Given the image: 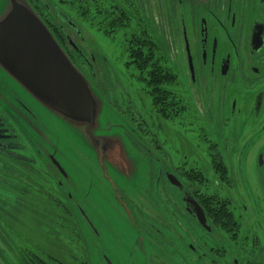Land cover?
I'll list each match as a JSON object with an SVG mask.
<instances>
[{"label": "flooded vegetation", "instance_id": "1", "mask_svg": "<svg viewBox=\"0 0 264 264\" xmlns=\"http://www.w3.org/2000/svg\"><path fill=\"white\" fill-rule=\"evenodd\" d=\"M28 2L47 23L62 27L70 46L83 57L91 69H95L96 60L92 55L94 63L91 64L87 53L76 42L85 40L87 35L76 20L94 25L95 30L111 38L116 37L118 31L130 30L129 38L133 36L142 38L145 42H152L159 68L163 73L167 71L170 77V82L162 83L163 110L157 115L161 122L180 123L186 126V130H190L188 125L193 122L189 118L193 115L198 118L197 111L193 110L189 100L181 94L179 88L184 85L175 71V66L169 64L171 56L172 62L181 65L186 85L197 87L202 94L204 113L209 121L214 122V131L221 132L217 134L219 138L225 141L220 129L232 118L244 117L255 123L256 136L262 138V146L257 150V154L255 143L252 151H243L232 146L227 155L225 146L213 141L211 137L208 138L206 130L205 137L211 141L208 154L215 176V182L211 184L203 170L189 164L186 159L178 161L177 164L171 161L172 157L162 149L145 118L131 110L133 101L128 100L131 103L128 112L133 125L132 131L136 132V138L132 135L129 137H132L137 149L147 159L150 168L149 188L144 196L147 205L132 202L128 204L129 218L140 234L139 248L146 254L148 263L229 264L232 260L235 264H252L253 262L247 260L248 256L243 254L245 249L248 248L251 252L259 250L257 254H263L264 249L258 236L249 237L242 234L241 214L248 209L243 202L247 200L244 190L239 196L242 203L238 206L234 205L232 199L223 196L220 190L236 185L240 190L237 180L241 179L243 166L246 167L252 159L257 166H264V0ZM63 4H77L72 7L78 12V19L75 20L66 12ZM4 12L5 9L1 6L0 21ZM117 23L123 25L118 30L114 27ZM221 38L226 43L225 48L220 47ZM180 51L183 52L184 59L182 56L178 62L177 54L179 55ZM95 76L97 77V72ZM213 77L223 80L222 103L220 100H211L208 83ZM20 87L0 64V159L13 158L16 162L24 159L33 163L37 154L23 153L26 149L32 151V145L21 132L20 120L23 114L31 125L35 113L32 107L26 102L23 103ZM162 125L163 123H160L161 127ZM23 139L25 142H22ZM156 152L159 154L158 158L153 156ZM254 189L250 188V197H254ZM212 197L226 201L238 222V235L230 236L229 233L215 228L205 204L201 203V200L210 198L214 204ZM195 202L205 213L206 226L197 218ZM235 207L240 209L239 215L235 212ZM260 211L259 208L258 212ZM231 237L237 238L236 243H233L235 241H232ZM227 239L239 256L231 255L226 244ZM255 264L264 262L257 261Z\"/></svg>", "mask_w": 264, "mask_h": 264}, {"label": "rangeland", "instance_id": "2", "mask_svg": "<svg viewBox=\"0 0 264 264\" xmlns=\"http://www.w3.org/2000/svg\"><path fill=\"white\" fill-rule=\"evenodd\" d=\"M0 2V7L5 9L2 16L4 20L11 11V4L8 0ZM62 7L75 20L78 19L77 10L71 5L63 4ZM76 21L82 26L83 32H87L85 40L76 42L88 57L94 55L96 60L97 77L91 88L95 100L94 116L92 119L62 117L57 111L46 110L34 97L24 94L29 104L36 107L34 109L39 119L36 130H33L29 129L30 126L21 118V132L32 145V151L26 149L23 153H36L55 181H63L58 189L69 196L67 198L76 210L83 236L89 246L92 264H149L146 254L138 245V229L129 218L130 202L147 205L144 196L150 182L147 159L137 149L132 137H129L132 135L136 138L129 118L130 102L133 101L131 110L145 118L162 149L172 157L171 161L177 164L178 161L186 159L189 164L201 168L211 184L215 182V176L208 154L211 141L205 137L206 130L208 138L211 137L213 141L225 146L227 155L232 146L239 150L252 151L255 143L257 154V150L262 146V138L256 136L255 123L244 117L230 119L224 128L220 129L225 141L219 138L217 134L221 132L214 131V122L209 121L204 113L202 94L197 87L186 85L181 65L172 62L171 56L169 64L175 66V71L184 85L179 88L181 94L189 100L193 110L200 116L197 115L196 118L193 115L189 118L193 122L188 125L190 130H186V126L180 123L161 122L146 93L145 82L139 80V71L134 65H127L130 60L127 40L131 31H118L116 37L111 38L95 30L94 25H89L83 20ZM219 43L221 48H225L226 43L222 38ZM182 56L183 52L180 51V54H177L178 62L184 59ZM222 84V78L218 77L209 81L208 87L211 89L213 102L220 100L222 103ZM160 123H163L162 127ZM99 140L104 141L102 151L99 149ZM48 154L55 155L66 174L54 173V170L47 167ZM158 155L157 153L153 156L158 158ZM237 181L240 190L236 185L230 189L224 187L220 193L232 199L234 205L238 206L242 203L239 196L244 190L247 200L243 202L248 209L241 214L242 234L249 237L258 236L264 249V166H257L252 159L246 167L243 166L241 179ZM250 188L257 190L254 189V197H250ZM239 210L235 207L238 215ZM226 244L232 256H239V253L233 251L234 247L229 244L228 239ZM258 251L251 252L246 248L243 254L254 264L257 261L264 262V253L257 254Z\"/></svg>", "mask_w": 264, "mask_h": 264}, {"label": "trees", "instance_id": "3", "mask_svg": "<svg viewBox=\"0 0 264 264\" xmlns=\"http://www.w3.org/2000/svg\"><path fill=\"white\" fill-rule=\"evenodd\" d=\"M45 23L72 62L91 83L94 82V67L91 69L70 46L62 27ZM121 26L117 23L114 27L118 30ZM153 49V43L142 38L132 36L127 40L130 59L127 65H134L139 71V80L145 82L151 105L159 115L163 110L162 83L170 82V77L167 71L163 73L159 68ZM88 60L94 63L92 56ZM16 161L0 159V264H92L76 210L59 191L49 169L40 162L38 155L33 163L24 159ZM212 199L214 204L210 198L201 203L205 204L215 228L230 236L238 235V222L226 201L217 197ZM231 239L236 243L237 238ZM229 264L235 263L230 260Z\"/></svg>", "mask_w": 264, "mask_h": 264}, {"label": "water", "instance_id": "4", "mask_svg": "<svg viewBox=\"0 0 264 264\" xmlns=\"http://www.w3.org/2000/svg\"><path fill=\"white\" fill-rule=\"evenodd\" d=\"M8 2L11 11L0 21V64L21 86L23 103L34 110L32 127L24 115L21 118L30 126L29 129L36 130L39 118L36 107L24 98L27 94L46 110L57 111L62 117L92 119L95 111L92 83L72 62L28 0ZM100 141L99 149L102 151L104 141ZM47 156V167L54 173L66 174L55 155ZM56 182L59 186L63 183L61 180ZM195 206L199 222L206 226L203 209L197 202Z\"/></svg>", "mask_w": 264, "mask_h": 264}]
</instances>
